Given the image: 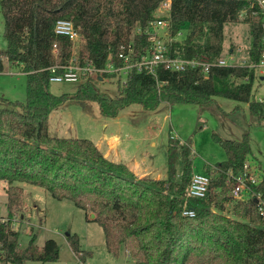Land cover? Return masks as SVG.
Returning a JSON list of instances; mask_svg holds the SVG:
<instances>
[{"label":"trees","instance_id":"16d2710c","mask_svg":"<svg viewBox=\"0 0 264 264\" xmlns=\"http://www.w3.org/2000/svg\"><path fill=\"white\" fill-rule=\"evenodd\" d=\"M164 0H0L3 61L25 74V101L0 96V180L6 183V214L0 220L1 264L55 261L57 242L48 238L38 248L32 234L27 245L17 244L12 224L22 210V189L17 182L43 188L55 199L68 200L102 229L106 250L117 256L122 248L132 264H264V219L256 200L230 196L233 184L226 172H242L251 153L248 132L240 139L212 138L225 152V159L205 168L210 181L205 197L186 207V188L192 173L190 149L181 144V175L174 179L176 147L168 140L165 178L137 177L122 162L107 159L89 138L58 137L49 133V114L81 92L53 94L49 89L50 67L66 63L74 48L67 37L56 35L54 22L70 20L80 41L75 46L78 63L97 68L122 64L119 53L129 47L132 59L148 46L147 30L153 12ZM169 54L182 58L218 59L223 48L224 25L242 16L248 24V64L256 63L263 50L260 17L252 13L251 0H169ZM185 31L183 39H177ZM104 73L102 77L114 76ZM260 76L247 65H213L175 71L159 66L155 74L132 68L124 81L118 79L115 95L94 94L100 113L114 117L132 103L154 110L161 102L190 103L207 107L216 97L247 104L258 121L264 103L254 95ZM89 85V80L85 81ZM88 96L89 95H85ZM84 98V97H83ZM238 106V105H237ZM236 106V107H237ZM250 170L254 173V169ZM255 174V173H254ZM254 189L264 197V171ZM94 213L89 219L87 214ZM67 242L78 259L90 251L80 247L76 234Z\"/></svg>","mask_w":264,"mask_h":264},{"label":"rangeland","instance_id":"374dc122","mask_svg":"<svg viewBox=\"0 0 264 264\" xmlns=\"http://www.w3.org/2000/svg\"><path fill=\"white\" fill-rule=\"evenodd\" d=\"M166 13L167 10H162ZM241 16L237 22L224 25L223 48L220 57L232 65L248 64L250 43L249 27ZM3 17L0 10V50L6 47L2 34ZM185 31L177 34L183 39ZM231 50V51H230ZM232 58V60H230ZM118 79L124 81V75L103 77L102 80L91 77L89 85L82 82H50L49 89L59 95L81 92V98L69 99L53 109L49 114V133L58 137H81L97 139L103 135L116 133L122 135L125 143L139 146L141 155L152 168V176L165 178L168 170V140L176 147L172 167L174 179L181 175V144L190 149L192 171L207 173L208 167L225 159L223 148L213 140L212 133L222 138L240 139L248 132L251 153L248 163L259 177L264 171V116L258 121L248 113L247 104L233 99L216 97L207 107H198L190 103H176L154 110H145L140 104L132 103L120 110L117 117H106L100 113L94 94L115 95L118 92ZM254 95L264 98V79L254 82ZM0 96L11 100L25 101V74L18 67L9 66L3 61L0 71ZM84 97V98H83ZM238 105V106H237ZM237 106V107H236ZM22 189V210L16 216L13 228L18 232L17 244L24 248L31 235H35V245L41 248L48 238L54 239L59 247L57 260L48 262L26 261L25 264H132L124 249L117 256L106 250L101 227L87 220L83 210L68 200L53 198L43 188L17 182ZM6 183L0 180V215H5ZM195 198L187 197L184 205ZM87 217H91L90 213ZM76 234L80 247L90 251V255L81 261L71 250L67 235ZM13 264V263H7Z\"/></svg>","mask_w":264,"mask_h":264},{"label":"built area","instance_id":"2783aa9c","mask_svg":"<svg viewBox=\"0 0 264 264\" xmlns=\"http://www.w3.org/2000/svg\"><path fill=\"white\" fill-rule=\"evenodd\" d=\"M169 0H164L158 8L152 13L153 19L149 21V28L146 32L149 46L140 54L138 58L132 59V47H129L127 52L119 53L122 59V64L115 66L112 62L106 63L104 67L97 68L91 63H78L75 46L80 41L78 31L75 29L73 23L64 18L57 19L54 22L53 31L56 35L65 36L72 42L74 48L72 49V56L70 59L62 64L50 67L51 76L49 82H82L87 81L91 77L96 79H103L104 73L124 75L126 78L132 68L137 70H147L151 74H155V70L159 66L166 69L183 71L187 68H200L204 73L208 72L213 65H229V63L222 57L214 61H209L203 57H189L182 58L178 56H171L169 54L168 44L172 37L169 34ZM252 13L260 17V25L262 28V45L263 50L259 60L253 64H247L249 68H253L260 76L259 79H264V0H251ZM162 10H167L163 13ZM232 60V58H230ZM121 80V79H120ZM125 80V79H124ZM259 102L264 103V98H256ZM229 179H232L233 184L230 189V196L237 200H245L253 197L256 200L257 211L261 218L264 219V197L261 193L254 189V184L258 182L257 176L250 170L249 163H245L242 172L233 174L231 170L226 172ZM210 175L208 173H191L187 188L186 196L194 198H203L206 195ZM183 215L193 216V208L186 207L182 210ZM5 216L0 215V220H4ZM15 220V218L13 219ZM15 222V221H14ZM14 222L12 225H14ZM1 248H0V264H1Z\"/></svg>","mask_w":264,"mask_h":264},{"label":"crops","instance_id":"0c3cea01","mask_svg":"<svg viewBox=\"0 0 264 264\" xmlns=\"http://www.w3.org/2000/svg\"><path fill=\"white\" fill-rule=\"evenodd\" d=\"M165 105L166 104L164 102H161L157 108L165 107ZM117 116L118 114L115 117ZM91 140L107 159L114 162H124L137 177L161 178L158 177V175H151L154 170L148 163L145 162L143 158L144 156L141 155V152L143 151L141 150V152H139V146L136 148L133 147L131 143H125L122 135L110 133L109 135H103L97 139ZM88 218L91 219V217Z\"/></svg>","mask_w":264,"mask_h":264},{"label":"water","instance_id":"95a60500","mask_svg":"<svg viewBox=\"0 0 264 264\" xmlns=\"http://www.w3.org/2000/svg\"><path fill=\"white\" fill-rule=\"evenodd\" d=\"M90 216H91V218H93L94 217V213H90Z\"/></svg>","mask_w":264,"mask_h":264}]
</instances>
